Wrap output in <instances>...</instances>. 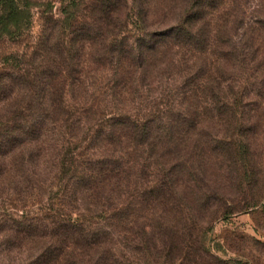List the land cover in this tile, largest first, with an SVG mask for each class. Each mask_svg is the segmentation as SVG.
Returning a JSON list of instances; mask_svg holds the SVG:
<instances>
[{
  "label": "trees",
  "instance_id": "trees-1",
  "mask_svg": "<svg viewBox=\"0 0 264 264\" xmlns=\"http://www.w3.org/2000/svg\"><path fill=\"white\" fill-rule=\"evenodd\" d=\"M127 2L93 0V7L103 14L102 22L126 27L121 8ZM132 2L137 18L131 16L130 22L139 33L122 38L112 51L109 98L86 95L77 65V103L62 94L49 104L57 103L58 115L38 121L21 113L0 123V185L32 186L31 175L47 173L51 182H58L60 205L67 208L45 210L42 216L10 209L0 214L1 236L11 238L19 256L28 254L19 264H123L126 252L136 255V261L152 260L157 247L166 256L180 247L182 255L194 238L190 229L198 228L196 205L218 191L211 187L210 194L193 197L180 189L177 176L194 174L190 158L200 164L212 152L235 159L236 151L250 149L254 122L244 115L249 101L238 81L223 85L216 71L222 65L251 64L257 50L262 52L264 0H254L252 6L248 0H182L174 15L154 30L146 28L149 0ZM1 10L0 26L6 30L23 13L15 0H3ZM169 12L163 9V19ZM127 60L132 67L122 66ZM171 67L177 118L165 117L172 107L162 99L148 101L149 93H144L153 88L143 82L147 77ZM61 76L66 78L65 71ZM206 118L213 130L205 129ZM227 128L236 137L222 133ZM72 132H77V142L71 148L66 136ZM247 156L238 163L248 179V169H253L244 163ZM200 173L199 168L197 178ZM10 204L16 209L19 203ZM86 213L99 220L85 223ZM1 250L6 258L8 247Z\"/></svg>",
  "mask_w": 264,
  "mask_h": 264
},
{
  "label": "rangeland",
  "instance_id": "rangeland-1",
  "mask_svg": "<svg viewBox=\"0 0 264 264\" xmlns=\"http://www.w3.org/2000/svg\"><path fill=\"white\" fill-rule=\"evenodd\" d=\"M15 1L23 11L17 17V24L9 30L0 26V123L21 113H30L38 121L44 115H58L57 103L52 108L49 104L51 100L57 102L62 94L71 104L77 103V65H81L82 77L87 84L86 95L93 93L99 98H109V85L114 80L109 65L112 51L122 38L129 37L130 40L132 35L139 33L134 23L130 22L131 16L137 18L136 4L129 0L121 8V17L126 20L127 26L112 28L102 22L104 18L100 16L103 14L93 7V0H78V3L77 0ZM253 1L248 0L247 3L252 6ZM149 2L151 13L146 28L154 30L174 15L182 0ZM2 3L3 0H0V14ZM163 9H170L168 18L163 19ZM262 38L263 50H257V57L251 64L237 68H234L236 65H222L216 71L218 78L224 80L223 85L232 83L231 79L236 80L234 83L238 81L242 95L249 101L244 114L254 122L249 151L242 150L240 154L236 151V160L224 159L212 152L200 164L194 157L190 158L194 174L184 171L183 175L180 173L177 176L180 189L185 187L193 197L203 191L210 194L211 187L218 191L204 205H196L200 218L198 228L190 229L193 240L182 255L179 254L180 247L173 248L169 256L161 252L163 248L157 247L152 260L136 261V255L126 252L123 264H226L235 259L241 264H264V36ZM122 64L124 67L133 65L129 60ZM63 71L66 78L61 76ZM63 78L67 81L66 86H62ZM174 79L176 74L171 67L165 72H154L151 78L143 81L153 84L149 92L144 89V93H149L146 100L162 99V103L172 107L173 111L164 113L170 118H177L174 115L175 99L178 98ZM88 98L91 99L90 96ZM209 120H205V129L213 130ZM231 132V128L222 130L226 135H233ZM68 139L71 148L74 147L72 143L77 142V132L68 134ZM64 151L69 153V149ZM74 151H77V146ZM246 156L247 162L244 163L253 169L252 172L248 169V179L243 177L239 164L243 161L240 158ZM199 168L202 173L197 178ZM31 177L28 185L32 186L0 185V214L10 209L17 215L42 216L45 210L53 211L52 208L57 211L67 209L60 205L58 182H51L47 173ZM38 195L40 200L35 198ZM12 201L19 203L16 209L10 208ZM73 210L78 211L77 208ZM90 214L86 213V219L83 217L85 223L99 220ZM1 235L2 229L0 264H19L28 257L25 251L19 256L8 242L11 238ZM5 246L9 250L6 258L1 250Z\"/></svg>",
  "mask_w": 264,
  "mask_h": 264
}]
</instances>
